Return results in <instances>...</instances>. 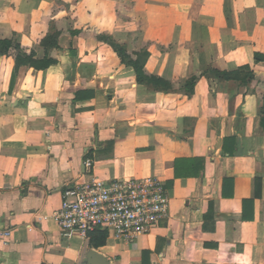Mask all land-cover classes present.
<instances>
[{
  "label": "crops",
  "instance_id": "0c3cea01",
  "mask_svg": "<svg viewBox=\"0 0 264 264\" xmlns=\"http://www.w3.org/2000/svg\"><path fill=\"white\" fill-rule=\"evenodd\" d=\"M0 39L50 61L0 53V264H264V0H0ZM145 176L170 210L132 242L45 219L69 185Z\"/></svg>",
  "mask_w": 264,
  "mask_h": 264
},
{
  "label": "built area",
  "instance_id": "2783aa9c",
  "mask_svg": "<svg viewBox=\"0 0 264 264\" xmlns=\"http://www.w3.org/2000/svg\"><path fill=\"white\" fill-rule=\"evenodd\" d=\"M83 163L88 170L94 167L91 157H85ZM170 203L169 188L156 176L109 181L93 178L67 186L60 208L45 219H53L65 236L78 233L89 239L99 229L132 242L169 215Z\"/></svg>",
  "mask_w": 264,
  "mask_h": 264
},
{
  "label": "trees",
  "instance_id": "16d2710c",
  "mask_svg": "<svg viewBox=\"0 0 264 264\" xmlns=\"http://www.w3.org/2000/svg\"><path fill=\"white\" fill-rule=\"evenodd\" d=\"M59 37V32L54 31L53 33L47 35L43 40L42 43L44 45H48L49 43L57 45V40ZM117 51L122 56L123 61L131 65L135 68L139 81H143L145 83L150 84L154 87V89L161 90V91H170L173 89L171 82L157 76H148L145 74L143 70V65L139 63L136 60H133L127 55L126 50L121 47L120 45H117ZM0 53L12 55L15 57L17 67L23 64H31L34 67L37 68H44L47 67L50 64V61L46 59L37 60L33 57V55H27L22 52V49L20 45L10 39H0ZM256 60L261 61L262 57L259 53L256 54ZM213 72L218 74L223 79H236L241 80L243 83H247L249 79L253 78V71L249 66H246L240 70L235 71H220L213 69ZM197 80V77H192L187 83L186 87L189 93H193V88L195 85V82ZM260 115L262 118V123L264 126V105L261 108ZM107 238V232L102 230H95L91 233V242L94 246V248H99L100 246H103L106 243Z\"/></svg>",
  "mask_w": 264,
  "mask_h": 264
},
{
  "label": "water",
  "instance_id": "95a60500",
  "mask_svg": "<svg viewBox=\"0 0 264 264\" xmlns=\"http://www.w3.org/2000/svg\"><path fill=\"white\" fill-rule=\"evenodd\" d=\"M89 264H110L109 261L98 253L90 256Z\"/></svg>",
  "mask_w": 264,
  "mask_h": 264
}]
</instances>
